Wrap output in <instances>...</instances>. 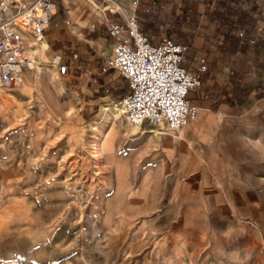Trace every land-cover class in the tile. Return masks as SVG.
<instances>
[{
    "label": "rangeland",
    "instance_id": "1",
    "mask_svg": "<svg viewBox=\"0 0 264 264\" xmlns=\"http://www.w3.org/2000/svg\"><path fill=\"white\" fill-rule=\"evenodd\" d=\"M46 55L36 87L0 91V264H264V85L158 137L107 117L128 87L115 69L88 95Z\"/></svg>",
    "mask_w": 264,
    "mask_h": 264
},
{
    "label": "crops",
    "instance_id": "2",
    "mask_svg": "<svg viewBox=\"0 0 264 264\" xmlns=\"http://www.w3.org/2000/svg\"><path fill=\"white\" fill-rule=\"evenodd\" d=\"M118 2L57 0L56 13L46 31L47 50L50 49L52 56L56 52L78 53L77 59L64 61L68 71L78 72L83 80L86 78V86L92 83V89L80 88L85 94L93 95L102 86L96 75L103 73L104 59L112 50L106 22L121 18L108 7ZM133 9L141 19L142 29L154 37L177 25L191 34L184 64L193 71L202 60L208 66L201 85L190 92L204 115L214 111L223 115L229 108L236 109L238 96L247 95L258 84L264 85V37H257L253 42L248 40L264 12V0H139ZM216 11L230 17L229 26L214 17ZM91 19L93 23L89 24ZM233 45L235 50H231ZM107 76L115 88L117 76Z\"/></svg>",
    "mask_w": 264,
    "mask_h": 264
},
{
    "label": "built area",
    "instance_id": "3",
    "mask_svg": "<svg viewBox=\"0 0 264 264\" xmlns=\"http://www.w3.org/2000/svg\"><path fill=\"white\" fill-rule=\"evenodd\" d=\"M138 1L133 0L135 6ZM56 9L57 0H0V88L23 83L34 64L28 42L46 40ZM108 9L121 18L106 22L112 50L102 71L115 69L125 79L127 91L117 102L127 121L135 125L151 121L173 130L188 125L199 113L190 92L201 85L206 61L191 70L184 64L188 44L167 34H148L139 15L123 11L118 4ZM257 37H264V12L248 40ZM77 58L78 53L56 52L52 61L60 73H66L69 66L64 60Z\"/></svg>",
    "mask_w": 264,
    "mask_h": 264
},
{
    "label": "bare ground",
    "instance_id": "4",
    "mask_svg": "<svg viewBox=\"0 0 264 264\" xmlns=\"http://www.w3.org/2000/svg\"><path fill=\"white\" fill-rule=\"evenodd\" d=\"M47 48H48V42L45 39H43V40H33V41H29L28 42L27 49L32 54V56L34 57V64H33L32 68L30 69L32 71L31 74H29V71H27V73L25 75L26 80H25V82H23L24 84L22 83L23 84V87L21 88L22 92H24V91H26L28 89L31 90L32 88L36 87V84L39 81L40 73L46 67V66L43 67V65L47 62V55H46ZM6 86H9V85H6ZM6 86H2L0 88V91L2 89H4V87H6ZM0 94H2V93H0ZM103 110L105 111V113H106L107 117L109 118V120L113 121L114 123L117 122L119 119H122V118L126 119V117H125V115L123 113L122 107H121V105L118 102L111 103V105H104L103 106ZM127 124H128L127 127L130 128V130L135 131L137 129H140L141 126L144 123L135 125V124H131L129 121H127ZM188 127L189 126L186 125V126H184L182 128H179L178 130H173V129L165 130L163 128L165 131H161L158 127H156V128L145 130L144 132H147V131L151 132V133H153L154 135H156L158 137L161 136L162 133H166V132L168 133L169 132V134H168L169 136H167V138H170V136L172 137V135H173V136H176L178 138L185 139V138H187L189 136V132H187V128ZM101 140H100L101 141V143H100L101 145L100 144L99 145L102 147V149H101L102 151L101 152L103 153V149L106 148L107 144H108L107 132L106 133H102Z\"/></svg>",
    "mask_w": 264,
    "mask_h": 264
},
{
    "label": "trees",
    "instance_id": "5",
    "mask_svg": "<svg viewBox=\"0 0 264 264\" xmlns=\"http://www.w3.org/2000/svg\"><path fill=\"white\" fill-rule=\"evenodd\" d=\"M214 17H216V18H218V19H221L224 25H226V26H229V25H230V22H229L230 17H229V16H225V17H224L221 13H219L218 11H216ZM250 22L253 23V19H252ZM233 37H234V36H233ZM233 41H235V43H236V40H233ZM235 49H236V47H235V45H233V46L231 47V50H235ZM126 87H127V86H126Z\"/></svg>",
    "mask_w": 264,
    "mask_h": 264
}]
</instances>
